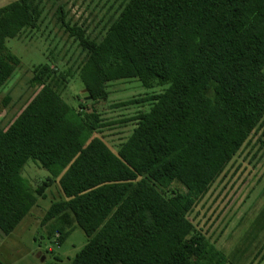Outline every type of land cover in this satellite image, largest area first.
<instances>
[{
  "label": "trees",
  "instance_id": "16d2710c",
  "mask_svg": "<svg viewBox=\"0 0 264 264\" xmlns=\"http://www.w3.org/2000/svg\"><path fill=\"white\" fill-rule=\"evenodd\" d=\"M107 2L99 36L59 10L82 57L87 100H106L108 85L121 80L164 90L127 121L134 128L114 152L96 136L109 126L101 115L63 99L72 70L36 67L30 85L38 91L8 126L0 124V233L9 236L57 183L61 199L42 225L70 222L72 214L87 236L68 264H234L190 216L252 134L264 148V0ZM46 3L0 7V92L20 67L7 41L39 29ZM30 160L49 173L35 190L22 176ZM68 237L61 232L60 242Z\"/></svg>",
  "mask_w": 264,
  "mask_h": 264
},
{
  "label": "rangeland",
  "instance_id": "374dc122",
  "mask_svg": "<svg viewBox=\"0 0 264 264\" xmlns=\"http://www.w3.org/2000/svg\"><path fill=\"white\" fill-rule=\"evenodd\" d=\"M13 1L16 0H0V7ZM109 5L107 0H47L45 18L39 29L26 30L16 39L7 41L8 49L19 58L20 67L0 92V124L3 127L21 113L38 91L30 85L35 68L49 63L61 73L72 70L69 84L62 91L63 99L73 107L84 104L88 112L96 110L109 125L96 136L114 152L118 151L134 128V122L127 121L140 112L149 111L151 103L145 99L164 88L149 90L138 80H121L108 85L106 100L97 103L87 100L89 96L85 95L77 69L82 58L80 51L74 39L61 27L58 17L62 8L66 22L99 36L109 16H105ZM62 48L64 57H57ZM54 57L59 59L56 65ZM7 96L10 100L5 104ZM132 99L145 101L119 106ZM258 135H251L250 143L235 156L223 178L215 183L190 216L197 231L234 264H264V148L259 149ZM22 176L35 190L46 181L49 173L39 162L30 160L22 170ZM171 189L185 191L178 183H173ZM46 195V199L38 198L31 213L9 236L0 233V264H68L87 243L86 232L72 214H69L70 222L61 218L42 225L51 204L61 199L58 184L48 188ZM104 219L103 214L96 218L98 227ZM61 222L65 223L61 225ZM59 230L69 234L63 243Z\"/></svg>",
  "mask_w": 264,
  "mask_h": 264
},
{
  "label": "water",
  "instance_id": "95a60500",
  "mask_svg": "<svg viewBox=\"0 0 264 264\" xmlns=\"http://www.w3.org/2000/svg\"><path fill=\"white\" fill-rule=\"evenodd\" d=\"M85 95H87V94H85ZM87 99H89V97Z\"/></svg>",
  "mask_w": 264,
  "mask_h": 264
}]
</instances>
